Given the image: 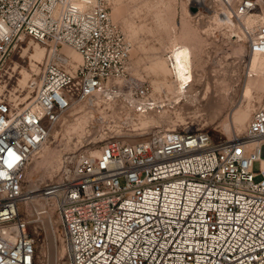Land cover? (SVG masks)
<instances>
[{"label":"built area","instance_id":"obj_1","mask_svg":"<svg viewBox=\"0 0 264 264\" xmlns=\"http://www.w3.org/2000/svg\"><path fill=\"white\" fill-rule=\"evenodd\" d=\"M215 1L242 24L248 52L264 54V0ZM111 7L0 0V54L22 37L49 47L29 103L0 95V264L42 263L20 209L29 199L43 202L39 218L56 216L65 264H264V98L241 136L168 127L135 142L108 136L66 156L37 194L24 192L32 156L79 104L102 98L139 116L163 108L151 83L128 75L131 43Z\"/></svg>","mask_w":264,"mask_h":264},{"label":"rangeland","instance_id":"obj_2","mask_svg":"<svg viewBox=\"0 0 264 264\" xmlns=\"http://www.w3.org/2000/svg\"><path fill=\"white\" fill-rule=\"evenodd\" d=\"M111 6L113 20L131 43L128 75L151 83L167 106L156 114L139 116L122 113L118 105H109L102 98L79 104L54 126L48 141L32 156L25 171L24 192L56 181L66 156L73 157L82 148L95 151L108 136L129 134L128 141L135 142L157 127L210 128L226 137L241 136L264 98V59L258 67L251 64L257 54L248 52L242 24L218 17L224 9L215 0H204L195 10L190 0H111ZM172 42L188 45L193 52L195 78L188 95L181 98L168 68L165 45ZM45 47L49 49L24 37L10 55L0 54V95L20 106L32 100L35 91L30 82L38 80L47 58L36 61L35 55ZM41 204L31 199L20 204L22 214L31 219L40 264H65L56 216L48 215L53 219L49 226L32 213Z\"/></svg>","mask_w":264,"mask_h":264},{"label":"bare ground","instance_id":"obj_3","mask_svg":"<svg viewBox=\"0 0 264 264\" xmlns=\"http://www.w3.org/2000/svg\"><path fill=\"white\" fill-rule=\"evenodd\" d=\"M190 3H191V9L195 10L197 7L204 5V0H190ZM220 16L222 18H224V19L226 18L225 20H229L230 24L234 25V23L231 22V19H233V18H231L230 16L227 18V17H225L222 14V15H219L218 17H220ZM253 22H254V20L248 19V24L249 25H252ZM25 38H27V37H25ZM23 39H24V37H22L21 40H23ZM19 43H18V45H19ZM45 49H46V51H45ZM45 49L44 48H40L37 51V54L35 55V60L36 61H41L45 56H48L49 49H47L46 47H45ZM165 49L168 52L172 53V55H171L172 65H169L168 68L170 69L172 75L175 78L176 83L178 84L177 87L179 89V97L181 98L182 96H187L188 95V87L190 86V84H192V82L194 81V78H195L192 49L188 45L179 44L177 42H172V43L166 44L165 45ZM64 50H66L67 53L70 55L71 59L74 61V64L79 63L78 60H81V55L77 51H75V50H73L71 48H67V47H65ZM72 51H75L73 55L71 54ZM46 52H47V55H46ZM178 54H180V55H178ZM254 54H257V55L252 60L251 64L254 67H258L259 64L261 63V60L264 59V54H262V53H254ZM183 105L187 106L186 103H184ZM165 106H167V105L164 104L163 108ZM151 114H156V113H151ZM148 115H150V114H147L146 116H148ZM170 130H175V129L174 128H170ZM214 132L215 133H220V131H218V130H214ZM37 190L38 189L36 188V189H33V190L29 191V192H35ZM42 207H43V204H41V205L35 207L34 209H32L33 215L36 216L37 215V211L39 209H41ZM41 218L46 220V223L49 226L51 225V223H53V219L51 218L52 219L51 220L48 215H43V216H41Z\"/></svg>","mask_w":264,"mask_h":264},{"label":"snow or ice","instance_id":"obj_4","mask_svg":"<svg viewBox=\"0 0 264 264\" xmlns=\"http://www.w3.org/2000/svg\"><path fill=\"white\" fill-rule=\"evenodd\" d=\"M178 55H180V54H178ZM10 155H14L13 153H10ZM9 166H11V165H9Z\"/></svg>","mask_w":264,"mask_h":264}]
</instances>
